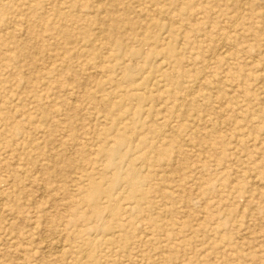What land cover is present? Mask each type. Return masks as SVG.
Segmentation results:
<instances>
[{
	"label": "rangeland",
	"instance_id": "rangeland-1",
	"mask_svg": "<svg viewBox=\"0 0 264 264\" xmlns=\"http://www.w3.org/2000/svg\"><path fill=\"white\" fill-rule=\"evenodd\" d=\"M109 1L0 0V264H264V0Z\"/></svg>",
	"mask_w": 264,
	"mask_h": 264
},
{
	"label": "bare ground",
	"instance_id": "bare-ground-1",
	"mask_svg": "<svg viewBox=\"0 0 264 264\" xmlns=\"http://www.w3.org/2000/svg\"><path fill=\"white\" fill-rule=\"evenodd\" d=\"M102 1V0H101ZM131 4H133L132 0H128ZM110 4L109 7L105 6L103 8H99V10H97L98 12H96L97 14H102V13H106L108 12L111 17L108 20V40H109V44H113V40H112V34H114L115 32H117V30H119L116 21L117 19L115 17H112L115 13H113L115 11V9L119 6L122 5V3L125 2V0H110L109 1ZM138 3V2H137ZM244 7V6H243ZM4 6L0 5V17L4 14ZM152 10V9H151ZM113 13V14H112ZM57 14L59 15V22L55 23V25H53L51 31H55L57 34L59 35H65L66 38H71V36H75V30H77L78 28L83 29V36L84 37H89L92 32H94L93 29H90L89 27H93L97 24V19L94 17L93 19L88 20V22H86L85 24H79L80 21L77 20V18L71 13H63L62 9L58 8L57 9ZM36 18L34 16V13L29 14L28 16V21L30 22V25L32 26V28H34V23ZM44 21V20H43ZM66 23H65V22ZM68 22L70 23L68 25ZM83 22V21H82ZM74 25L76 26L74 28ZM101 25V24H100ZM235 26V25H234ZM89 28V29H88ZM24 44H20L18 45V48L20 47L21 49L24 48ZM81 48V47H80ZM88 48H90L89 44H85L84 45V50L83 52H85L86 50H88ZM227 53V52H226ZM37 55V54H36ZM214 58V57H213ZM255 60V59H254ZM53 64V63H52ZM99 64V63H98ZM63 68L66 70L68 68V65L63 66ZM31 80V79H30ZM262 84V83H261ZM191 96V95H190ZM76 103V102H75ZM177 113V112H176ZM136 162V161H135ZM130 166H131V171H135L134 167L136 166L134 161L129 162ZM143 163V162H142ZM142 165V164H141ZM134 169V170H133ZM168 174V173H167ZM1 207V206H0ZM57 252V251H55Z\"/></svg>",
	"mask_w": 264,
	"mask_h": 264
}]
</instances>
